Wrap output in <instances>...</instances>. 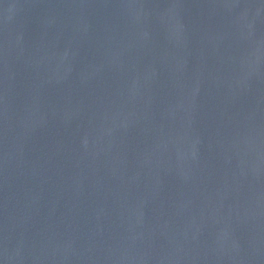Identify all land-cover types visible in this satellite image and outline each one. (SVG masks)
<instances>
[{
  "label": "water",
  "instance_id": "95a60500",
  "mask_svg": "<svg viewBox=\"0 0 264 264\" xmlns=\"http://www.w3.org/2000/svg\"><path fill=\"white\" fill-rule=\"evenodd\" d=\"M0 264H264V0H0Z\"/></svg>",
  "mask_w": 264,
  "mask_h": 264
}]
</instances>
